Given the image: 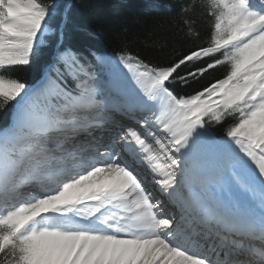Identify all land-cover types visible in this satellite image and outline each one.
<instances>
[{
  "label": "snow or ice",
  "instance_id": "6c2138e0",
  "mask_svg": "<svg viewBox=\"0 0 264 264\" xmlns=\"http://www.w3.org/2000/svg\"><path fill=\"white\" fill-rule=\"evenodd\" d=\"M176 8L208 45L151 64L67 44L68 0H0V264H264V0Z\"/></svg>",
  "mask_w": 264,
  "mask_h": 264
},
{
  "label": "trees",
  "instance_id": "16d2710c",
  "mask_svg": "<svg viewBox=\"0 0 264 264\" xmlns=\"http://www.w3.org/2000/svg\"><path fill=\"white\" fill-rule=\"evenodd\" d=\"M84 2H70L74 10L68 24L66 43L75 50L93 48L113 56L126 51L147 63L162 64L189 49L208 45V38L203 33L210 31V17L202 15L199 9L196 13L197 27L202 38L193 42L179 31L176 5L183 0H86L88 6L81 7ZM39 73V64H34L13 75L32 84ZM225 75L226 67L218 66L185 91L192 93L193 89L198 90ZM9 111L10 108L0 112V124L7 123ZM211 130L217 136L224 134V129L218 126Z\"/></svg>",
  "mask_w": 264,
  "mask_h": 264
},
{
  "label": "rangeland",
  "instance_id": "374dc122",
  "mask_svg": "<svg viewBox=\"0 0 264 264\" xmlns=\"http://www.w3.org/2000/svg\"><path fill=\"white\" fill-rule=\"evenodd\" d=\"M121 70L125 73V75L129 76V79H131L130 74L128 73L127 69L121 68Z\"/></svg>",
  "mask_w": 264,
  "mask_h": 264
}]
</instances>
